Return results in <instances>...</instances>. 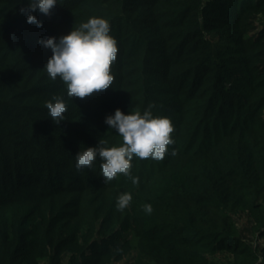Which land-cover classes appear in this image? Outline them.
I'll list each match as a JSON object with an SVG mask.
<instances>
[{"label":"trees","instance_id":"trees-1","mask_svg":"<svg viewBox=\"0 0 264 264\" xmlns=\"http://www.w3.org/2000/svg\"><path fill=\"white\" fill-rule=\"evenodd\" d=\"M57 2L46 16L0 0V264H264V0ZM92 17L117 41L115 82L71 100L41 41ZM53 96L68 106L59 124ZM149 104L175 143L162 161L133 159L138 184L104 183L99 158L76 169L99 139L122 142L107 116ZM78 206L90 221L72 224Z\"/></svg>","mask_w":264,"mask_h":264},{"label":"clouds","instance_id":"clouds-1","mask_svg":"<svg viewBox=\"0 0 264 264\" xmlns=\"http://www.w3.org/2000/svg\"><path fill=\"white\" fill-rule=\"evenodd\" d=\"M57 3V0H29L28 8H21L20 11L31 13L38 9L42 14L50 16ZM27 23L42 26L32 14L27 15ZM110 31L106 19L92 17L67 35L61 36L58 41L55 37L41 41L52 51L43 69L52 81L59 78L66 85L67 96L71 100L85 99L94 93L106 91L114 84L112 66L119 50ZM154 106L149 104L143 114L134 110L126 115L116 109L114 115L107 116L105 123L119 134L122 142L118 146L109 147L107 139H99L98 146L84 148L75 155L76 169L91 168L99 158L102 161L100 169L104 183L123 175L131 178L133 184H138V178L131 176L133 159L162 161L169 153L170 146L175 143L172 138L175 128L171 119L154 116ZM45 107L48 116L56 124L66 119L68 106L62 97L53 96L52 101L45 103ZM171 154L176 155L175 150ZM131 201V194H121L117 199V210L123 211ZM144 211L151 214L152 206L146 204Z\"/></svg>","mask_w":264,"mask_h":264},{"label":"rangeland","instance_id":"rangeland-1","mask_svg":"<svg viewBox=\"0 0 264 264\" xmlns=\"http://www.w3.org/2000/svg\"><path fill=\"white\" fill-rule=\"evenodd\" d=\"M70 200H71V198L69 197L68 201H70ZM79 208L80 207L78 206V207H75V209H71V214L73 215V218H74L72 221V224L77 222V221H79L81 223H86V222L90 221L93 217L92 211H84V210L81 211V209H79ZM239 223L242 226L244 238L250 239V240L255 242V239L252 238L251 234H250L251 223L248 220V218L245 216L244 218H242L239 221ZM256 243L262 246L264 244V240L257 241ZM263 261H264V258H263Z\"/></svg>","mask_w":264,"mask_h":264}]
</instances>
